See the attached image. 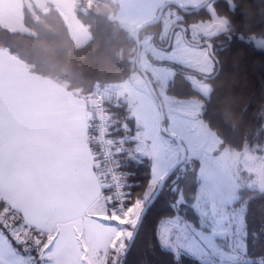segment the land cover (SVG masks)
I'll return each instance as SVG.
<instances>
[{
	"label": "snow or ice",
	"instance_id": "snow-or-ice-1",
	"mask_svg": "<svg viewBox=\"0 0 264 264\" xmlns=\"http://www.w3.org/2000/svg\"><path fill=\"white\" fill-rule=\"evenodd\" d=\"M151 145L126 126L92 137L83 125L64 151L0 136V264H129L149 223L171 264H264L257 197L241 204L210 177L186 194L180 162Z\"/></svg>",
	"mask_w": 264,
	"mask_h": 264
},
{
	"label": "trees",
	"instance_id": "trees-1",
	"mask_svg": "<svg viewBox=\"0 0 264 264\" xmlns=\"http://www.w3.org/2000/svg\"><path fill=\"white\" fill-rule=\"evenodd\" d=\"M209 3L226 20L225 40L219 42L214 38L216 43L212 51L216 67L206 78L209 94L205 96L196 89L188 77L189 71L182 69L168 81L166 91L178 98L200 100L202 119L216 133L220 146L241 150L260 144L264 136L260 120L264 110V46L253 39V36L264 38V0H211ZM117 8L113 0H92L90 3L75 0V13L90 33L89 40L78 45L54 5L40 8L25 2L22 8L25 30H16L0 22V47L23 60L29 70L91 99L98 87L139 73L135 66L134 32L113 20L112 14ZM205 8L192 13L177 8L184 18L180 26L207 19ZM164 28L162 22L144 27L139 33L140 40L148 37L159 44L163 37L164 43L168 41ZM125 106L117 100V104L110 107L112 130L124 128L123 122L128 121L129 117L124 119V114H128ZM199 165L197 159L187 157L180 164L181 185L186 194L197 193ZM262 192L241 190V202L257 197L249 205L250 219H259L264 214ZM150 229L149 223L129 255V264H136L140 259L144 264H171L170 253L159 247ZM185 260L188 264H198L190 257Z\"/></svg>",
	"mask_w": 264,
	"mask_h": 264
},
{
	"label": "rangeland",
	"instance_id": "rangeland-1",
	"mask_svg": "<svg viewBox=\"0 0 264 264\" xmlns=\"http://www.w3.org/2000/svg\"><path fill=\"white\" fill-rule=\"evenodd\" d=\"M91 1L87 0V3ZM113 1L118 5L112 14L113 20L134 32L137 25L154 17L161 4L167 0ZM175 1L191 8L204 0ZM205 10L209 15L207 19L182 27L179 22L184 18L177 7L167 6L160 22L164 24L168 41L162 43L163 37L159 44L150 41L148 37L141 40L140 63L155 83L164 105L168 131L181 138L187 148V159L195 158L199 161V179L215 178L228 187L238 188L237 195L241 198L243 188L264 191V136L260 144L246 146L241 150L222 147L216 133L202 119L200 100L196 97L178 98L166 91L168 81L178 69H182L189 71L188 77L196 89L205 96L209 94L210 86L206 78L216 67L212 51L216 43L214 38L219 42L225 40L226 20L216 13L212 3H208ZM253 39L264 46V38L253 36ZM108 88L136 108L140 119L139 134L150 139L151 146L156 150L165 152L176 161L180 147L173 137L162 131L159 102L141 74L135 72L121 82L108 84ZM260 120L264 130V110ZM136 130L137 127H134L133 132ZM196 195L199 196V187ZM219 207L216 201H209L206 211L214 208L219 210Z\"/></svg>",
	"mask_w": 264,
	"mask_h": 264
},
{
	"label": "crops",
	"instance_id": "crops-1",
	"mask_svg": "<svg viewBox=\"0 0 264 264\" xmlns=\"http://www.w3.org/2000/svg\"><path fill=\"white\" fill-rule=\"evenodd\" d=\"M25 2L40 8L54 5L73 41L83 45L89 40V31L75 13V0H0V22L16 30H25L22 11ZM105 87L126 105L129 119L123 122V127L132 132L134 127L138 129L140 119L136 108L109 90L108 85ZM91 113L90 98L29 70L23 60L0 47V136L64 151L72 146L83 125H87L88 135L92 136Z\"/></svg>",
	"mask_w": 264,
	"mask_h": 264
},
{
	"label": "water",
	"instance_id": "water-1",
	"mask_svg": "<svg viewBox=\"0 0 264 264\" xmlns=\"http://www.w3.org/2000/svg\"><path fill=\"white\" fill-rule=\"evenodd\" d=\"M210 1L211 0H204L199 5H197L195 7L188 8V7L183 6L181 3H179V2H177L175 0H167L163 4H161V6L158 8V10H157V12H156L154 17H152L151 19H148V20L144 21L143 23L137 25L135 30H134V33H133L134 34V39H135V42H136V55H135V66H136V69L139 71V73L145 79L150 91L152 92V94L155 96V98L159 102V108H160V113H161V129H162V131L165 134L173 137L177 141V143H178V145L180 147V154H179L178 159L176 160V162H180V164L187 157V148H186L185 144L183 143V141L181 140V138L178 137L176 134H173L172 132L168 131V129L166 127V124H165L166 115H165V110H164V105L162 103V100H161L158 92L156 91V88H155V85L153 83V80H152L151 76L143 68V66L140 63L141 40H140L139 33H140L142 28L160 22V20L162 18V15L164 13V10L169 5L176 6L177 8H179L184 13H192V12L199 11L201 8L205 7Z\"/></svg>",
	"mask_w": 264,
	"mask_h": 264
},
{
	"label": "built area",
	"instance_id": "built-area-1",
	"mask_svg": "<svg viewBox=\"0 0 264 264\" xmlns=\"http://www.w3.org/2000/svg\"><path fill=\"white\" fill-rule=\"evenodd\" d=\"M91 104L92 137H95L97 132H104L112 129L110 107L116 105L117 100L108 93L105 86H100L94 91L91 98ZM127 117H129L128 114H124V119Z\"/></svg>",
	"mask_w": 264,
	"mask_h": 264
}]
</instances>
